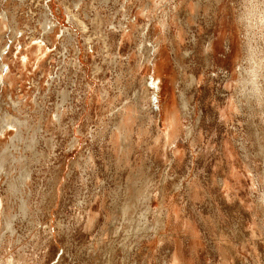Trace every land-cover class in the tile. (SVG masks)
I'll use <instances>...</instances> for the list:
<instances>
[{
  "label": "rangeland",
  "instance_id": "1",
  "mask_svg": "<svg viewBox=\"0 0 264 264\" xmlns=\"http://www.w3.org/2000/svg\"><path fill=\"white\" fill-rule=\"evenodd\" d=\"M123 1L0 0V264H264V0Z\"/></svg>",
  "mask_w": 264,
  "mask_h": 264
},
{
  "label": "bare ground",
  "instance_id": "2",
  "mask_svg": "<svg viewBox=\"0 0 264 264\" xmlns=\"http://www.w3.org/2000/svg\"><path fill=\"white\" fill-rule=\"evenodd\" d=\"M82 1V0H81ZM125 2V0L123 1V3ZM67 3V2H66ZM64 4V3H63ZM71 4V3H70ZM69 4V5H70ZM125 4V3H124ZM68 5V6H69ZM79 5V4H78ZM72 6V5H71ZM121 6H122V4H121ZM49 7V6H48ZM124 7V6H123ZM128 10V9H127ZM120 11V10H119ZM251 11H252V9H251ZM49 13H50V10L48 11ZM48 12H45L44 13V22H43V27H44V34H46L47 32H49V33H53V32H55L56 31V29H53L54 28V24H53V22H52V20H51V18L50 19H47V14H48ZM130 12V11H129ZM68 13V12H67ZM69 14V16H72V14H70V12L68 13ZM125 15V14H124ZM48 16H49V14H48ZM74 16V15H73ZM72 16V17H73ZM153 16V15H152ZM249 17V16H248ZM80 18V17H79ZM122 19V18H121ZM126 19V18H125ZM124 19V20H125ZM127 19H129V18H127ZM155 19V18H154ZM123 20V19H122ZM157 20V19H156ZM160 20V19H159ZM175 20V19H174ZM169 21V22H168ZM246 21H247V19H246ZM95 22V21H94ZM131 22V21H130ZM156 22V21H155ZM252 22V21H251ZM251 22H247V24L250 26V24H251ZM159 23H160V28L161 29H164L165 28V26H170V20H169V17H168V15L166 14L160 21H159ZM254 23H256L257 25H259L260 27H263L264 28V13H263V16H262V19L260 18V20L258 21V16L256 17V19H255V21H254ZM81 24V23H80ZM94 24V23H93ZM98 24H99V21H98ZM122 24V23H121ZM128 24V23H127ZM172 24V23H171ZM87 25V24H86ZM153 25V24H152ZM78 26V25H77ZM80 26V25H79ZM84 27V26H83ZM120 27H122V25H119L118 26V28H120ZM159 27V26H158ZM178 27V26H177ZM55 28H57V27H55ZM114 27H112V29H113ZM168 28V27H167ZM174 28V27H173ZM172 28V29H173ZM65 29V28H64ZM92 29V28H91ZM101 29V28H100ZM109 29V28H108ZM115 29V28H114ZM123 29V28H122ZM132 29V28H131ZM146 29H148V28H146ZM61 30V29H60ZM116 30V29H115ZM171 30V29H170ZM91 31V30H90ZM117 31H119V30H117ZM172 31V30H171ZM179 31V30H178ZM116 32V31H115ZM120 32V31H119ZM48 33V34H49ZM84 33H87V32H84ZM108 33V32H107ZM110 33V32H109ZM166 33V32H165ZM42 34V33H41ZM71 34H72V32H71ZM125 34V33H124ZM54 35V34H53ZM91 35V34H90ZM180 36V35H179ZM51 37H52V35H51ZM56 37H58V36H56ZM70 37V36H69ZM96 37V36H95ZM157 37V36H156ZM162 37H163V35H162ZM59 38V37H58ZM109 38V37H108ZM161 38V37H160ZM35 39V38H34ZM74 39V38H73ZM31 40V39H30ZM40 40V39H39ZM98 40H100V39H98ZM160 39H157L156 41H155V39H154V41H155V44H153V45H151V47H150V51L152 52H150L149 54L151 55V54H155L154 55V57L152 56L150 59H148L149 60V63H153V66L151 67V68H149V69H151V77H148V76H146V77H143L142 78V85H143V89H142V91H143V93H144V95H143V97L144 98H146L147 99V96H148V94H149V92L148 91H151V89H153V91H154V86L153 85H160V82H162L161 80H162V78H161V73H162V71H163V66H164V63H163V61L161 60V57H159V56H162V55H159L158 57H157V53L159 54V52H160V48H162L161 46L163 45H161L160 44V41H159ZM38 41V40H37ZM67 41V40H66ZM30 42V41H29ZM34 42H36V41H34ZM42 42V41H41ZM32 43V42H31ZM31 43H30V45H31ZM44 44V43H43ZM27 47L29 46V45H26ZM34 46V45H33ZM43 46V45H42ZM146 46V45H145ZM26 47V48H27ZM44 47V46H43ZM160 47V48H159ZM158 48H159V51H158ZM248 48H249V46H248ZM44 49V48H43ZM140 50V49H139ZM27 51V50H26ZM165 52V51H164ZM163 52V53H164ZM22 53H23V51H22ZM45 53V52H44ZM167 54V53H166ZM34 55V54H33ZM41 55H43V54H41ZM143 55V54H142ZM22 56V55H21ZM32 56V55H31ZM149 56V55H148ZM165 56V55H164ZM142 57V56H141ZM21 58V57H20ZM19 58V59H20ZM26 56H24L23 57V62H25L26 61ZM32 58V57H31ZM120 58V57H119ZM157 59V61H153L154 59ZM115 60H116V58H114ZM164 59V58H163ZM114 60V61H115ZM139 60V59H138ZM143 60V59H142ZM144 61V60H143ZM143 62L141 61V62H138L137 63V65H136V69H138V68H140L143 64H142ZM22 64V63H21ZM116 64V63H115ZM120 64H121V62H120ZM125 63H123V65H124ZM254 65H253V67L250 69V75H251V80H252V83L254 84V88L255 89H259V87L255 84L256 83V81H255V77H256V64L255 63H253ZM25 65H26V62H25ZM114 66V65H113ZM5 67V66H4ZM3 67V68H4ZM1 69H2V67H1ZM142 69V68H141ZM146 69V68H145ZM6 70V69H5ZM8 70V69H7ZM140 70V69H139ZM4 73H5V71H4ZM122 73V72H121ZM122 76V75H121ZM161 79V80H160ZM164 79V78H163ZM163 83V82H162ZM165 83V82H164ZM164 83H163V88H164V92H163V94L164 95H166L167 94V85H164ZM160 87V86H159ZM162 88V89H163ZM173 92V91H172ZM174 93V92H173ZM172 93V94H173ZM162 94V95H163ZM174 96V95H173ZM171 103H173V102H171ZM123 104V103H122ZM120 107V106H119ZM115 109V108H114ZM171 109V108H170ZM103 110V109H102ZM117 111V110H116ZM115 111V112H116ZM97 113H99V112H97ZM116 114V113H115ZM99 115V114H98ZM171 116H170V121H169V127L165 130V129H163V130H159V132H158V134L153 138V140H152V147H151V152H152V154H154V156H156V157H158L159 155H161V153H162V147H164L165 148V146H171L172 145V143L174 142V139L180 134V130H181V128H180V126H179V124H178V122H179V120H178V115L176 114V110H172V112H171V114H170ZM180 115V114H179ZM115 116V115H114ZM134 116H133V113H132V111H131V109L129 108V106H127V104H123V106H122V108L117 112V114H116V121H115V123L113 124V127H114V129L111 131V134H110V139H111V145L113 146V147H115V146H119V141H121V143H123L121 146H119L120 147V152L121 151H123L124 152V149H125V146L127 145L126 143H124V142H122V141H124L128 136H130V130H129V128L131 127L130 126V123H131V121H132V118H133ZM154 117H156V115L154 114ZM150 119H151V123L154 125V127H155V129H157V127H158V124H157V122H156V120H154L153 119V116H152V118L150 117ZM159 122V121H158ZM132 124V123H131ZM2 126V125H1ZM130 126V127H129ZM4 130H5V128H4ZM158 131V130H157ZM3 133V132H2ZM107 134V133H106ZM132 136V135H131ZM130 138V137H129ZM129 140V139H128ZM117 144V145H116ZM131 144V143H130ZM118 147V148H119ZM127 147V146H126ZM128 148V147H127ZM130 148V147H129ZM148 148V147H147ZM149 151V150H148ZM164 152H166V150L164 151ZM176 154V156H175V158L178 160V159H180L179 158V156H177V153H174V155ZM180 154V153H179ZM123 156V155H122ZM193 184V183H192ZM191 193V192H190ZM2 204V201H1V198H0V205ZM152 238V237H151ZM153 242V241H152ZM155 242V241H154ZM10 264H17V262L16 261H12Z\"/></svg>",
  "mask_w": 264,
  "mask_h": 264
}]
</instances>
